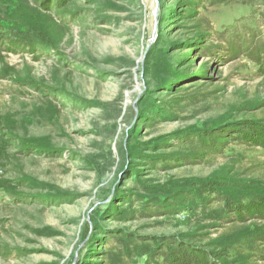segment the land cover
<instances>
[{"label":"rangeland","instance_id":"1","mask_svg":"<svg viewBox=\"0 0 264 264\" xmlns=\"http://www.w3.org/2000/svg\"><path fill=\"white\" fill-rule=\"evenodd\" d=\"M0 264H264V0H0Z\"/></svg>","mask_w":264,"mask_h":264},{"label":"water","instance_id":"2","mask_svg":"<svg viewBox=\"0 0 264 264\" xmlns=\"http://www.w3.org/2000/svg\"><path fill=\"white\" fill-rule=\"evenodd\" d=\"M155 14H156V9L154 10Z\"/></svg>","mask_w":264,"mask_h":264}]
</instances>
